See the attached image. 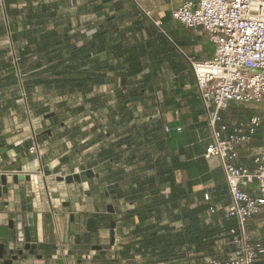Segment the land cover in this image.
Segmentation results:
<instances>
[{"label":"crops","instance_id":"0c3cea01","mask_svg":"<svg viewBox=\"0 0 264 264\" xmlns=\"http://www.w3.org/2000/svg\"><path fill=\"white\" fill-rule=\"evenodd\" d=\"M47 1L0 0V136H3L0 137V149L7 147L0 160L3 166L14 164L15 168H22L23 172L32 174L31 182L19 181L18 184H14L12 177H9V194L0 198V226L14 220L18 227L8 229V237L0 236V243H5V248L8 250L7 257L11 255L9 250L17 253L24 247V242L19 236L27 227L32 242L38 246L33 254L25 251L14 264H59L60 256L65 259V264H124L121 251L124 244L130 240V232L133 229V225L126 222L124 215L138 205L115 193L114 187L124 191L130 186L115 173L116 169L123 165L124 160L119 163L114 160L97 162L96 154L101 148L97 146L99 142L91 144L89 143L91 135L87 137L81 135L88 133L87 130L91 127L90 122H84V113H74L72 111L74 106L71 110H66L60 104L56 108L50 107L48 94L38 87L28 93L26 101L18 88L11 46H20L22 51L28 44L23 35V30L26 32L30 28L25 16L29 10L37 11L44 3L47 4ZM71 1L81 8L80 0ZM137 1L138 3L134 1L139 7L137 14L124 10V28L135 24L139 17L143 18L146 15L148 25L160 21L163 31L169 34L170 39H175L187 54L197 60L212 55L214 45L200 27L188 28L173 19L172 7L182 0ZM86 7L94 10L92 3H88ZM100 13L101 18L97 19L98 12L95 16L97 23L106 17L105 13ZM145 35L146 29H142L141 32H128L127 37L135 42L142 40ZM34 59L35 56L28 55L27 58L24 57L23 63L21 61V69L25 76L31 71L30 66L34 63ZM187 71L186 80H183V77L175 73L171 67L164 66L159 71V76H167L165 85L160 82L154 90H142L137 93L140 94L139 97L144 98H142L145 101L144 106L141 103L144 111L148 110L146 104L149 102H146V99H155L156 105L149 108L151 111H158L164 116L163 122L168 123L174 130L177 126H184V130L180 133L173 131L169 139L170 153L187 165L186 168L175 170V180L184 185L188 181H194L192 187L194 193L210 195L208 202L216 207L217 212L211 216L208 211L207 216L214 220L213 222L217 223L221 230L216 236L215 252L219 259L227 260L234 256L237 250L232 242L233 236L228 232L231 227L237 225V222L235 218L226 217L230 195L220 159L215 156L210 158L204 156L207 146L212 142L211 130L204 113L199 114L201 112H198L199 115H194L201 124L188 129V125L192 122L171 116L170 113L178 108H170L165 102L166 89L168 95L184 89L196 94L195 77L189 63ZM110 76L108 75L106 80H111ZM141 76L142 74H138L132 79H141ZM193 99L201 102L196 95L184 103ZM141 105L138 102L133 105L134 115L128 123L129 126L134 123L139 125L149 122L141 112ZM202 110L204 112L203 105ZM50 112L55 114L45 118V114ZM227 113L226 111L224 113L225 120L230 123L241 124L250 118L249 115L243 114L237 115L238 117L233 120V116L229 117ZM34 134L39 139L40 158L30 152L34 144ZM109 136L111 135L107 133L103 140L105 146L111 143ZM260 141L261 143H258ZM260 141L255 138L252 142L241 146L238 165L251 170L256 168L253 155L259 149H264V139ZM90 149L95 151L90 154L87 152ZM46 165L51 170L49 175L44 174L43 171V166ZM102 165L106 166L103 171L100 168ZM135 167L137 166H126L125 170L132 171ZM89 168L93 169L94 176L84 175L81 177V182L68 183L57 180L59 175L72 174ZM193 169H197L195 175L192 174ZM216 176L219 179L216 180ZM218 182L222 184L223 190L218 189ZM246 189L255 192L257 181L250 182ZM168 191L169 187H164V192ZM147 196L148 191L141 194L144 202L148 201ZM109 205H113V213L108 211ZM73 213L79 214V220L72 218ZM90 216L97 219L99 227L96 232L87 229V218ZM111 217L116 221L114 245L110 242ZM168 221L166 213H163V222ZM137 222H139L138 217H136ZM176 225L181 224L176 223ZM245 231L253 242H261L264 245V215L252 217L245 225ZM95 245H101L106 252L101 253L94 249ZM199 256L200 261L193 252H190L179 264H210L211 257L203 252L199 253ZM137 261L138 264H150L144 257L138 256ZM153 261L154 264L176 263L171 258L168 261L158 262L155 259ZM0 264H4V259L0 258ZM256 264H264V258L258 260Z\"/></svg>","mask_w":264,"mask_h":264},{"label":"trees","instance_id":"16d2710c","mask_svg":"<svg viewBox=\"0 0 264 264\" xmlns=\"http://www.w3.org/2000/svg\"><path fill=\"white\" fill-rule=\"evenodd\" d=\"M65 1L53 0L51 4H46L45 9L40 6L37 11L29 10L25 16L30 28L26 32L23 30L28 44L21 51V61L23 63L28 55L37 56L30 66L31 71L25 76V87L27 94L38 87L48 95L86 97L97 85L107 83L106 78L111 75L109 81L115 93V106H109L108 133L113 135L122 129L124 135L108 146L102 144L96 161L114 160L119 163L123 159V165L115 173L130 186L124 191L114 187L115 193L129 202L138 203L124 215L126 222L133 225L131 238L121 251L124 264H138V256L147 258L150 264H154V259L159 262L170 258L176 261L174 264H179L190 252L196 255L198 261L201 252L219 259L215 252V240L221 230L207 216L211 203L205 199L204 193L192 191L194 181H188L186 185L176 182L175 170L187 165L170 153L169 139L172 134H165L163 120L128 125L134 115V98L140 96L137 91L154 90L160 82L165 85L168 80L165 75L159 76L162 67L168 65L186 80L188 61L179 51L183 49L163 31L162 24L157 26L151 22L148 25L146 15L124 28V10L135 14L139 10L134 0H87L80 9L92 3L96 12L106 14L100 23H92L94 32L90 35H82L79 31L72 34L71 24L60 30L61 3ZM51 22L54 23L53 28H49ZM92 25L87 24L89 30ZM142 29H146L142 40L132 42L127 37L128 32H141ZM138 74H142L141 79H132ZM195 96L188 89L168 95L166 89L165 102L170 108H180ZM108 100L106 95L89 98L92 103L90 113L106 107ZM60 105L66 110L72 109L64 102ZM72 111L85 113L86 106L77 105ZM99 126L95 121L88 133L81 135H91V144L103 141L107 135L97 132ZM255 138L258 141L264 139V120L257 127L253 140ZM133 165L137 167L132 171L125 170L126 166ZM196 172L197 169H193L192 174ZM219 182L218 189L223 190ZM164 187H169L167 193ZM147 191L148 201L144 202L141 194ZM163 213L169 219L166 223L163 222ZM136 217L139 219L137 223Z\"/></svg>","mask_w":264,"mask_h":264},{"label":"built area","instance_id":"2783aa9c","mask_svg":"<svg viewBox=\"0 0 264 264\" xmlns=\"http://www.w3.org/2000/svg\"><path fill=\"white\" fill-rule=\"evenodd\" d=\"M172 17L185 27H200L214 45L212 55L202 60L180 49L193 71L196 95L211 130L212 142L204 156L220 159L230 195L226 217L237 222L228 231L237 247L235 255L227 260L210 258L209 263L256 264L264 257V245L251 240L245 225L252 217L264 215V149L253 155L254 170L238 165L237 159L241 146L252 142L264 120V0H182L172 7ZM160 24L156 21L157 26ZM11 54L18 88L27 101L20 46L12 45ZM232 103L255 104L262 113L252 114L241 124L230 123L224 113ZM163 129L165 134L180 133L184 126L174 130L165 123ZM33 138L30 152L40 158L38 136L34 134ZM254 180L257 190H247L246 186ZM209 198L205 193V199ZM208 211L211 216L217 212L213 205ZM19 239L23 240V233Z\"/></svg>","mask_w":264,"mask_h":264},{"label":"rangeland","instance_id":"374dc122","mask_svg":"<svg viewBox=\"0 0 264 264\" xmlns=\"http://www.w3.org/2000/svg\"><path fill=\"white\" fill-rule=\"evenodd\" d=\"M53 0H48L47 4H51ZM80 4L81 7L83 5H85V0H80ZM45 4V3H44ZM46 5V4H45ZM62 5V19H61V26L59 27L60 30L66 29L70 24L72 25L71 29V33L75 34L76 32H80V34H85V35H90L94 32L95 27H93L92 23H97L95 18H101L102 15H99L101 13H98L96 16V11L90 9V8H83L80 9L78 8V6L74 3H72L71 0H66L64 3H61ZM95 14V15H94ZM96 16V17H95ZM101 16V17H99ZM95 20V21H93ZM87 24H91L93 28H91L89 30V27L87 26ZM54 27V23L51 22L49 24V28H53ZM33 56H35L36 60V54H34ZM95 95H106L108 97V102H107V106L101 108L100 110H98L97 112H94L93 114H91V105L92 103L89 100V98L95 96ZM144 99V98H143ZM142 98H140L139 96L134 98L135 102H138V104L144 106V102ZM152 98H147L146 102H149L148 104H146L147 109L144 111V107L141 105V112L143 113V116H145L147 118V120L149 122H152L154 120H158V119H162L164 118V116H162L160 113H158V111H151L149 108H153L155 104V99L152 101ZM48 101H49V106L56 108V106H58L61 103H66L67 106L70 107H75L77 105H85L86 106V112L84 113V122H90V126L92 127L95 124V121H97V123L100 124V126L98 127L97 132L99 133H103L104 135H107L108 133V117H109V106H115V93H114V89L112 88V86L110 85V81L107 80V83L102 84V85H97L93 92H91L88 96L83 97H72V96H68V95H57L55 93H49L48 95ZM154 102V103H153ZM67 107V108H68ZM202 115L203 110H202V104L201 102H199L198 100H191L189 102L183 103V106L178 108V110H173V112L170 113L171 116H177L180 119L183 120H189L192 123H190L188 125V129L189 127L191 128V126L195 127L200 123V121H198V119H195V114L196 115ZM226 112H228L227 114L230 116H233V120L235 119V117L237 118V115H252L255 113H262V109L259 108L257 105L255 104H232L230 105L227 109ZM86 115V116H85ZM152 115H155V117H152ZM205 115V114H204ZM163 117V118H162ZM192 117V119L190 118ZM194 117V118H193ZM205 117V116H204ZM98 120H97V119ZM117 119H119V115H117ZM197 122V123H196ZM124 135V132L122 131V129H118L115 134L109 136V142H112L113 140L117 139L119 136ZM104 140V139H103ZM104 141H100L99 144H97V146H102ZM97 146L95 148H97ZM95 149H90L87 152L92 154V152H94ZM122 162V161H121ZM102 163V162H100ZM105 165V164H104ZM100 166L101 170L103 171V169L106 166Z\"/></svg>","mask_w":264,"mask_h":264},{"label":"water","instance_id":"95a60500","mask_svg":"<svg viewBox=\"0 0 264 264\" xmlns=\"http://www.w3.org/2000/svg\"><path fill=\"white\" fill-rule=\"evenodd\" d=\"M43 9H45V4H43ZM55 114V112H50L45 114V118L52 117ZM3 137V136H0ZM7 151V147L0 149V156L3 155L4 152ZM43 171L44 174L49 175L51 174V170L49 166H43ZM88 176L92 177L94 176V171L92 168L89 169H84L78 172H74L72 174H67V175H59L57 176V180L59 181H65L68 183L72 182H81V177L82 176ZM9 177H12L13 183L18 184L19 181H27L31 182L32 181V174L31 173H26L23 172L22 168H15L14 164H8L3 166L0 160V198L3 197L4 195L9 194V184L8 180ZM108 211L110 213L114 212L113 205L108 206ZM75 217L76 219L79 220V214L78 213H73L72 218ZM111 245H114L115 242V226H116V221L111 217ZM17 224L14 220H10L8 224L6 225H1L0 226V236L1 237H8V229H13L17 228ZM98 222L96 217L90 216L87 218V229L92 232H96L98 230ZM24 242V247L19 249L17 253H14L13 250H9L11 255L10 257H7L8 250L5 248V243H0V258L4 259V264H14L15 261H17L20 257V255H23L25 251H29L30 254H33L35 249L37 248V244L32 242L31 236L29 229L25 227L23 229V240ZM94 249L99 250L101 253H105L106 249L102 248L101 245H95L93 246ZM59 264H65V259L60 256L59 257Z\"/></svg>","mask_w":264,"mask_h":264}]
</instances>
